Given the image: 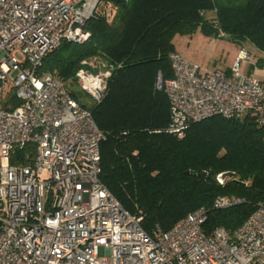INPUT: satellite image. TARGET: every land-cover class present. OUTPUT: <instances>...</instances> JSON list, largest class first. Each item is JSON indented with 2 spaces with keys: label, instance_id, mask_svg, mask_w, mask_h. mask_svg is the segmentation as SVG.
<instances>
[{
  "label": "built area",
  "instance_id": "2783aa9c",
  "mask_svg": "<svg viewBox=\"0 0 264 264\" xmlns=\"http://www.w3.org/2000/svg\"><path fill=\"white\" fill-rule=\"evenodd\" d=\"M99 4L0 0V264H264V202L232 232L206 234L199 208L149 233L143 216L102 183L104 133L57 77L38 71L63 41L89 38L84 24ZM169 61L172 76L156 83L169 101L165 132L182 135L214 115L250 116L264 127V79L247 72L244 43L227 70L202 68L176 51ZM80 64L77 86L101 101L112 66L98 58ZM240 201L219 196L214 207Z\"/></svg>",
  "mask_w": 264,
  "mask_h": 264
},
{
  "label": "trees",
  "instance_id": "16d2710c",
  "mask_svg": "<svg viewBox=\"0 0 264 264\" xmlns=\"http://www.w3.org/2000/svg\"><path fill=\"white\" fill-rule=\"evenodd\" d=\"M197 28L210 37L223 33L239 46L248 42L264 54V0H100L84 24L89 38L63 41L38 70L57 77L91 111L104 133L101 181L126 210L143 216L149 233L155 225L167 231L199 208L206 212V234L219 227L232 232L264 202V127L252 117L214 115L182 135L164 131L169 101L157 79L172 76L175 34ZM91 58L105 61L112 72L102 100L87 104L78 92L89 95L74 75L81 60ZM224 171L233 175L220 184L216 176ZM219 196L241 201L217 208Z\"/></svg>",
  "mask_w": 264,
  "mask_h": 264
},
{
  "label": "rangeland",
  "instance_id": "374dc122",
  "mask_svg": "<svg viewBox=\"0 0 264 264\" xmlns=\"http://www.w3.org/2000/svg\"><path fill=\"white\" fill-rule=\"evenodd\" d=\"M212 38H216V41L219 43L216 47L212 40H210L211 37L205 35L200 28H197L191 33L175 34L173 37V43L177 52L188 57L189 62L193 64L199 65L202 68H210L208 70H217L216 68L219 70H225L227 67L229 69L234 62L231 61L234 49L233 41L224 35ZM246 45L251 48L254 47L248 42H246ZM255 50L258 51L256 48ZM257 68L261 69L258 64H256L247 67L246 70L247 72H249V70L254 72ZM72 89L78 92L76 86H73ZM78 94L81 101L87 104L93 102L90 96H86L79 92Z\"/></svg>",
  "mask_w": 264,
  "mask_h": 264
},
{
  "label": "crops",
  "instance_id": "0c3cea01",
  "mask_svg": "<svg viewBox=\"0 0 264 264\" xmlns=\"http://www.w3.org/2000/svg\"><path fill=\"white\" fill-rule=\"evenodd\" d=\"M210 40H212V42H213V44H214V46L216 47V45H218L219 43L216 41V38H212L211 37V39ZM233 45H234V49H233V56H232V60L231 61H234V59H235V57H236V55H237V52H238V49H239V45L237 44V43H235V42H233ZM246 46V48H247V50H248V52L250 53V55H251V57H252V63L249 65V66H251V65H256V64H258V60H264V54H262V53H259L258 51H256L255 50V48L254 47H248L247 45H245ZM233 48V47H232ZM175 51L177 52V50L175 49ZM177 53H179L180 55H181V53L180 52H177ZM184 59H186V60H188L189 58L188 57H186L185 55H181ZM189 61V60H188ZM231 64V63H230ZM207 69H210V68H207ZM217 70H219L218 68H216ZM228 69V67L225 69V70H227ZM249 73H253L254 74V76L255 77H257V78H259V79H262V78H264V65H262V67H261V69H256V71H250L249 70ZM257 74V75H256ZM258 74H260V75H258Z\"/></svg>",
  "mask_w": 264,
  "mask_h": 264
},
{
  "label": "water",
  "instance_id": "95a60500",
  "mask_svg": "<svg viewBox=\"0 0 264 264\" xmlns=\"http://www.w3.org/2000/svg\"><path fill=\"white\" fill-rule=\"evenodd\" d=\"M16 156L19 157L21 159V153L20 151H17L16 152ZM195 174V173H194ZM203 176H205V173H202ZM233 175V172H230V171H224V172H221L219 173L217 176H216V179L217 181L220 183V184H223L224 181L231 177Z\"/></svg>",
  "mask_w": 264,
  "mask_h": 264
}]
</instances>
